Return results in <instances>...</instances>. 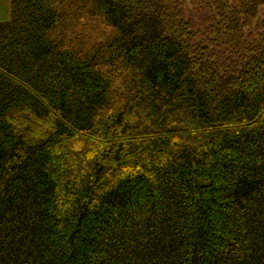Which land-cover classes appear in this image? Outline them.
Instances as JSON below:
<instances>
[{"label": "trees", "instance_id": "1", "mask_svg": "<svg viewBox=\"0 0 264 264\" xmlns=\"http://www.w3.org/2000/svg\"><path fill=\"white\" fill-rule=\"evenodd\" d=\"M0 264H264V0H0Z\"/></svg>", "mask_w": 264, "mask_h": 264}, {"label": "rangeland", "instance_id": "2", "mask_svg": "<svg viewBox=\"0 0 264 264\" xmlns=\"http://www.w3.org/2000/svg\"><path fill=\"white\" fill-rule=\"evenodd\" d=\"M191 7H193V5H191ZM252 28H255L256 26L255 25H252L251 26ZM226 45V44H225ZM223 46V45H222ZM227 47H230V46H228V45H226Z\"/></svg>", "mask_w": 264, "mask_h": 264}]
</instances>
